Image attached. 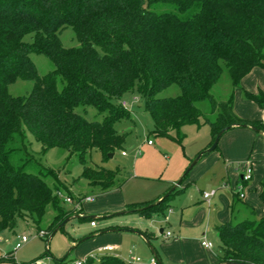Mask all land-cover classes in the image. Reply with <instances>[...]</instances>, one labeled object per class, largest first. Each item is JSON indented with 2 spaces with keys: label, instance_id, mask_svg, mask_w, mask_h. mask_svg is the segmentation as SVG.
Masks as SVG:
<instances>
[{
  "label": "trees",
  "instance_id": "trees-1",
  "mask_svg": "<svg viewBox=\"0 0 264 264\" xmlns=\"http://www.w3.org/2000/svg\"><path fill=\"white\" fill-rule=\"evenodd\" d=\"M165 5L172 9L158 10ZM68 27L77 36V48H65L61 42L60 34ZM28 35H33L31 43L25 41ZM32 54L49 58L54 70L41 76ZM222 64L234 89L227 101L211 94L222 76ZM255 68L264 70V0H0V232L14 230L26 218L39 227L50 204L56 212L51 236L66 218H88L82 208H64L59 194L47 185L45 178H57V173L29 151L28 133L42 145V154L60 148L77 155L83 165L81 178L106 193L122 186L117 177L123 170L90 167L88 154L96 149L107 161L123 150L127 135L116 125L131 118L120 103L126 93L136 91L144 99L155 137L183 147L185 127L209 125L208 149L227 127L224 134L236 128L264 134V121L242 119L235 112V90ZM19 79L34 81L27 96L8 91ZM172 85L181 88L180 96L157 98ZM243 94L264 107L263 91ZM202 101L210 102L216 116L203 124L197 106ZM89 107L101 121L78 112ZM261 187L264 205V179ZM177 191L151 208L156 202L129 205L127 210L149 218L162 212ZM69 195L78 203L85 199ZM217 232L219 264H264V215L239 223L231 220ZM153 253L160 261L155 249ZM67 259L54 263L76 264ZM12 262V255L0 257V264ZM97 263L126 264L114 255L81 262Z\"/></svg>",
  "mask_w": 264,
  "mask_h": 264
},
{
  "label": "rangeland",
  "instance_id": "rangeland-1",
  "mask_svg": "<svg viewBox=\"0 0 264 264\" xmlns=\"http://www.w3.org/2000/svg\"><path fill=\"white\" fill-rule=\"evenodd\" d=\"M171 9L172 8L169 5H165L161 6L158 10L169 11ZM60 39L65 48H77L80 46L77 36L71 27L66 28L60 34ZM25 41L31 43L33 41V35L26 36ZM31 59L36 65L41 76H44L54 70L53 62L46 56L32 54ZM222 68V76L211 91V94L217 101L229 100L234 90L228 68L225 64H222ZM33 88L34 81L19 79L15 83L9 85L8 91L15 97H24L30 94ZM180 94L181 88L178 85H172L162 90L157 95V98H176L180 96ZM121 102H126L128 104L129 107L127 109L131 113L130 119H125L116 125L119 132L127 135L123 150L118 151L114 158L107 161H103L102 155L96 149L92 150L88 154V165L90 167H105L111 170L121 168L123 172L118 175L117 183L124 182L123 178L126 177V174H131L132 176L135 174L132 167L133 162L138 159L142 153H144L143 147H147L149 140L155 142V148H158L161 151L163 159L164 154L167 153L173 158V160H176L177 157H181L183 153L195 159L197 157L195 154L200 152V150H202V148L211 141L209 125H202L199 129L196 126L185 127L183 131L187 137L183 142V147L171 140L155 137L152 134V131L154 130V121L150 114L146 111L144 99L138 94V92L131 91L126 93ZM197 106L204 115V118L201 121L202 124L206 119L214 120L216 118L215 114L212 113L209 101L199 102ZM78 112L84 115L88 120H102V116H100L94 108H86V111H84L83 108H80L78 109ZM228 136L221 139L219 143V150L214 153H221L222 144L227 141ZM243 139L247 140V137H243ZM28 141L31 143L29 145V151L35 156L36 160L44 167L50 168L57 173V178L50 176L46 177L45 181L55 193L59 194V198L62 201L64 208L73 209L74 206H76L77 212L80 210V203L75 201H72L71 203L64 202L65 198L70 196L69 194L73 195L76 199L79 197L84 198L86 196H92V200H82L83 213L84 216L88 217L87 219L83 221L76 218L72 219L65 225L64 230L58 231L52 236L50 235L49 228L56 216V212L52 204L47 206L45 215L39 227H37L31 219L26 218L20 219L14 230H5L0 232V257H5L6 255H12L14 257V262L2 264H29L38 259H40L38 264H55L54 259L62 260L67 256V263H76L85 261L88 257L98 258L105 255L116 256L117 254L120 255L126 264H150L151 260L156 258L152 248L161 254L158 247L159 243H157L156 239L152 238V236L149 240L151 244L150 246L142 237L140 238L132 235L130 236L132 237L131 239L127 238L124 242L122 239L128 237L129 234L125 235L119 232L104 233V231L108 230H117L118 226L116 224L119 221L124 220L126 217L117 216L119 211H108L110 214H104L103 210L107 208L106 206L109 205L110 202L114 201L113 197H109L107 194L116 191L112 190L106 193H101L99 189L90 187L88 182L81 178L83 165L80 163L77 155L70 154L67 150L60 148L51 149L46 154H42V145L37 142L30 133H28ZM253 147L254 141H250L248 151L249 154L252 153ZM122 151H125L127 154L126 157L122 156ZM144 161L149 163H160V156H147ZM224 161L225 159L221 160L226 176L225 180L227 182L229 181L231 186L225 187L227 190L222 191H225V194L223 195H225L224 201L227 202L226 210L229 218L231 217L232 219L233 194L237 195L238 193H242V189L238 186L237 181L240 175L245 172L247 161L240 160L233 163H227ZM227 164L230 165L229 168H227ZM198 165L195 167L196 169H198ZM196 169H194V172L197 171ZM253 170L254 181H252L251 185H254V188L259 190L260 180L258 181L259 177H257L256 173L257 167L253 168ZM206 179L207 176L201 179L200 183H204ZM135 183V185L139 188L144 187L149 191H155L156 188H158L160 181L142 178L141 180H137ZM200 189L202 190V195L206 193L210 194L213 191H219L218 189L212 190V188H207L206 186L201 187ZM200 189L195 190V196L200 195ZM254 190L252 192H246L247 199H244L242 202L236 201V206H233L235 212L233 217L234 223H239L246 219H260L263 217L264 205L261 202L257 191ZM170 191H168L165 195H167ZM184 192L185 186H181L163 206L162 212L159 213L161 217H168L170 215L169 206H172L173 208L175 200L180 199L179 196ZM246 204L254 207L256 212L255 215H252L250 208L247 207ZM92 217L96 218L93 219ZM92 221L97 224V228L91 227ZM143 221H148V223L150 222L155 232H159L161 228L167 229L166 224L159 222L157 219L152 220L151 218H148V220H145L143 218ZM107 224H109L108 228H106ZM41 232H45L48 235L41 236ZM23 236H27L29 240L22 246V248L16 250V244ZM90 236H92V238L82 242L71 251V249L77 245L79 241ZM162 239L163 238L160 236L158 241H162ZM204 241L212 242L214 244V248L207 250L215 252L218 255L220 245L219 240L208 237ZM106 246L115 248V251L111 253L104 252L103 249ZM118 246H120L119 251ZM134 258H140L142 263H134L132 260Z\"/></svg>",
  "mask_w": 264,
  "mask_h": 264
},
{
  "label": "crops",
  "instance_id": "crops-1",
  "mask_svg": "<svg viewBox=\"0 0 264 264\" xmlns=\"http://www.w3.org/2000/svg\"><path fill=\"white\" fill-rule=\"evenodd\" d=\"M241 87V89L235 90L236 114L242 119L264 121V107L262 108L256 103L246 100L243 94L244 90L255 94L259 93V91L264 92V70L261 68L253 69L242 79ZM128 107L127 104V108ZM230 132H227L223 136L225 137L232 134L229 135L227 141L222 144L221 153L212 152V154L210 153V155L208 154L206 157L204 156L199 161V165L197 164L198 169L195 168L197 165L194 167L197 171L194 172L193 169L190 172L191 175L189 174L188 178L181 185L185 186V192L179 196L180 199H177L174 202L173 208L175 209H173L172 206H169L170 215L168 217H161L159 213H154L149 217L152 220L157 219L159 222L165 223L167 229L161 228L159 232H155L150 222L143 221V218L145 220H148V218L137 213H125L123 215H117L126 217L124 220H121L116 224L118 226L117 230H108L104 233L119 232L125 235L129 234L128 237L122 239L124 242L127 238L131 239L132 237L130 236L132 235L140 238L142 237L140 234L134 233L131 230L140 233H147L159 243L158 247L161 254L158 253V257L163 264H219L217 253L207 250L214 248V244L212 242H205L204 240L208 237L219 240L217 228L222 224L233 220L235 214L233 206H236V201L242 202L244 199H247L246 192H252L255 189L254 185H251L252 181H254L253 170L252 181L249 184H246L245 188L242 189V192L245 193L244 199L239 197L240 193L237 195L233 194L232 219L231 217L229 218L226 210L227 202L224 201L225 195H223L225 194V191L222 190H227L225 187L231 185L229 181L227 182L225 180L226 176L221 160L225 159L227 163L246 160L247 163L252 165V168L257 167L256 173L257 177H259L258 181L260 180V187L259 190L255 189L254 191H257L259 198L262 190L261 181L264 179V134L257 133L254 130L247 128H236ZM243 137H247V140L243 139ZM250 141H254V147L251 154L248 152ZM209 143L195 155L198 156L201 152L206 150ZM143 149L144 153H142L132 165L135 174L133 176L131 174H129V176L126 174V177L123 178L124 182H122V186L114 189L116 192L107 194V196L113 197L114 201L106 206L107 208L103 210L104 214H110L108 211H119L118 213H121L128 211L127 207L129 205H142L157 202L159 199L161 200L163 196L183 177L189 165L194 160V158L184 153L181 157H177L176 160H173V158L166 153L164 154L163 159L161 151L158 148H155V142H153V145L147 143V147H143ZM123 153H125V151H122V156L126 157L127 154L123 155ZM147 156H160V163L145 162L144 160ZM229 166L230 165L227 164V168H229ZM242 175L243 174L240 175L237 181L239 187L241 185ZM205 176H207L206 181L200 183V180ZM142 178L158 180L160 181V184L155 191H149L144 187L139 188L135 185V182ZM205 186L207 188H212V190H219L213 191L216 193L209 202L203 198L202 190L200 189ZM180 187H178V189ZM193 189H200V195L195 196L196 191H192ZM87 197L92 196H86L84 198ZM246 206L250 208L252 215H255L256 212L254 207L249 204H246ZM79 208H82V203H80ZM108 225L109 224H107L106 228H108ZM97 227L98 226L96 225V227L92 228ZM168 233H171V236L168 237ZM160 236L163 238L162 241H158ZM203 243H211L213 247L206 248ZM119 247L120 246H118V251L120 250ZM116 256L121 258L119 254Z\"/></svg>",
  "mask_w": 264,
  "mask_h": 264
},
{
  "label": "built area",
  "instance_id": "built-area-1",
  "mask_svg": "<svg viewBox=\"0 0 264 264\" xmlns=\"http://www.w3.org/2000/svg\"><path fill=\"white\" fill-rule=\"evenodd\" d=\"M122 104V106L123 107H125V108H127V104H126V102H122L121 103ZM148 144L149 145H153V142L151 141V140H149L148 141ZM123 155H126V153H123ZM252 179H253V168H252V165H250L249 163H247V168L245 169V172L243 173V175H242V177H241V185H240V188L241 189H243V188H245V185L246 184H249L251 181H252ZM215 193L216 192H212V193H210V194H208V193H206V194H204L203 195V198L206 200V201H210L211 200V198L215 195ZM239 197L241 198V199H244V197H245V193L244 192H242V193H240L239 194ZM85 199H87V200H92V197H87V198H85ZM65 202H67V203H71L72 202V200L69 198V197H67V198H65V200H64ZM96 223L95 222H92L91 223V226L92 227H96ZM41 236H45V235H48L47 233H45V232H41V234H40ZM167 236L169 237V236H171V233H168L167 234ZM28 237L27 236H23V237H21L20 238V240L17 242V244H16V250H19L20 248H22V246L24 245V244H26L27 242H28ZM203 245L206 247V248H212L213 247V245L211 244V243H203ZM115 249L113 248V247H105L104 249H103V251L104 252H107V253H111V252H113ZM133 260V262L134 263H141L142 262V260L140 259V258H134V259H132ZM81 262L82 261H80V262H76V264H81ZM38 264V263H37ZM150 264H158V261L155 259V258H153L152 260H151V262H150Z\"/></svg>",
  "mask_w": 264,
  "mask_h": 264
},
{
  "label": "water",
  "instance_id": "water-1",
  "mask_svg": "<svg viewBox=\"0 0 264 264\" xmlns=\"http://www.w3.org/2000/svg\"><path fill=\"white\" fill-rule=\"evenodd\" d=\"M230 129V127H227V128H225L224 130H222L219 134H218V136L216 137V139H215V141H214V143L212 144V146L211 147H209L208 149H206L205 151H203V152H201L193 161H192V163L189 165V167H188V169L186 170V172L184 173V175H183V177L176 183V185L171 189V191L167 194V195H165L161 200H159V201H157L155 204H153V205H150L148 208H151V207H153V206H155V205H157V204H159V203H161L162 201H164L173 191H175L178 187H180L181 186V184H182V182H183V180H184V178L187 176V175H189L190 174V172L194 169V167L199 163V161L203 158V156H204V154L205 153H212V152H214L215 150H216V148L218 147V145H219V143H220V140H221V138H222V136H223V134L226 132V131H228ZM114 156L113 155H110V158L112 159ZM135 211H125V212H121V213H117V215H123V214H125V213H134ZM79 217H81V215H75V216H73V217H70V218H66L62 223H61V225L58 227V229L56 230V232L60 229V228H62V227H65V225L67 224V223H69L72 219H79ZM93 219L94 218H96V217H92ZM132 232H134V233H137V234H140L146 241H147V243L151 246V244H150V241L145 237V235H143L142 233H140V232H137V231H133V230H131ZM55 232V233H56ZM54 233V234H55ZM88 239H90L89 237H87V238H85V239H83V240H81V241H79L78 243H77V245H75L72 249H71V251L72 250H74L75 248H76V246H78L79 244H81L82 242H84V241H86V240H88ZM152 250H153V248H152ZM156 257V256H155ZM158 261V263L159 264H162L161 263V261H159V260H157ZM227 264H239V263H232V262H229V263H227Z\"/></svg>",
  "mask_w": 264,
  "mask_h": 264
}]
</instances>
